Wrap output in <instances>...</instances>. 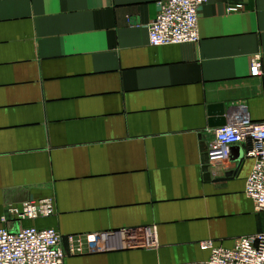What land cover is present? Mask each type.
Segmentation results:
<instances>
[{"label":"crops","instance_id":"1","mask_svg":"<svg viewBox=\"0 0 264 264\" xmlns=\"http://www.w3.org/2000/svg\"><path fill=\"white\" fill-rule=\"evenodd\" d=\"M165 1L0 0V229L9 208L54 199V216L9 228L55 229L65 264H207L203 243L264 233L245 194L254 161L234 146L209 178L203 165L231 114L264 121V77L251 75L256 56L264 74V0H209L198 43L153 47ZM140 226L158 248L84 242Z\"/></svg>","mask_w":264,"mask_h":264},{"label":"built area","instance_id":"2","mask_svg":"<svg viewBox=\"0 0 264 264\" xmlns=\"http://www.w3.org/2000/svg\"><path fill=\"white\" fill-rule=\"evenodd\" d=\"M209 0H168L161 2L155 20L148 26L149 42L153 47L198 43L199 12ZM240 5L230 6L229 12H237ZM251 75L264 74L260 57L251 62ZM228 123L211 131L207 156L209 168L227 163L231 149L240 146L246 159L254 161L245 184V194L254 203L256 212L264 211V121H253L245 111L234 112ZM56 213L55 201L45 198L28 201L9 208L1 222L7 227L0 229V264H65L66 253L62 236L51 228L20 226L10 230L14 221H35L49 218ZM83 240H78L81 242ZM77 242V243H78ZM89 252L99 253L114 249H156L159 246L157 228L140 226L130 230H112L88 234L84 238ZM78 243V244H79ZM72 253H82L73 237L69 238ZM210 250L207 264H264V233L243 236L235 240L232 248L202 244Z\"/></svg>","mask_w":264,"mask_h":264},{"label":"water","instance_id":"3","mask_svg":"<svg viewBox=\"0 0 264 264\" xmlns=\"http://www.w3.org/2000/svg\"><path fill=\"white\" fill-rule=\"evenodd\" d=\"M214 123H211V126L214 127ZM203 151L204 153L206 152V146L205 144H203ZM203 165H204V171L206 173V178L210 177V173H209V160H208V156L207 153L204 154V158H203Z\"/></svg>","mask_w":264,"mask_h":264},{"label":"rangeland","instance_id":"4","mask_svg":"<svg viewBox=\"0 0 264 264\" xmlns=\"http://www.w3.org/2000/svg\"><path fill=\"white\" fill-rule=\"evenodd\" d=\"M259 214H263L264 215V211L260 212Z\"/></svg>","mask_w":264,"mask_h":264}]
</instances>
